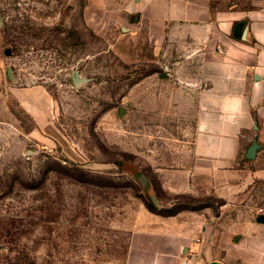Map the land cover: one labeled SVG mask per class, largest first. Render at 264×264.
Wrapping results in <instances>:
<instances>
[{"label": "rangeland", "instance_id": "obj_1", "mask_svg": "<svg viewBox=\"0 0 264 264\" xmlns=\"http://www.w3.org/2000/svg\"><path fill=\"white\" fill-rule=\"evenodd\" d=\"M88 6L0 0V264H95L140 175L194 163L198 62Z\"/></svg>", "mask_w": 264, "mask_h": 264}, {"label": "crops", "instance_id": "obj_2", "mask_svg": "<svg viewBox=\"0 0 264 264\" xmlns=\"http://www.w3.org/2000/svg\"><path fill=\"white\" fill-rule=\"evenodd\" d=\"M92 9L144 30L157 49H187L177 65H199L194 163L140 175L150 201H221L169 215L142 202L95 264H264V0H90Z\"/></svg>", "mask_w": 264, "mask_h": 264}, {"label": "trees", "instance_id": "obj_3", "mask_svg": "<svg viewBox=\"0 0 264 264\" xmlns=\"http://www.w3.org/2000/svg\"><path fill=\"white\" fill-rule=\"evenodd\" d=\"M146 205H147V207L150 209V210H152V211H154V212H157V213H162V214H174V213H176L178 210H180V209H182V208H184L185 206H183V205H177V206H174V207H171V208H167V209H158L155 205H154V203L152 202V201H150V200H147L146 202ZM203 206H193V207H191V208H194V209H199V208H202Z\"/></svg>", "mask_w": 264, "mask_h": 264}, {"label": "water", "instance_id": "obj_4", "mask_svg": "<svg viewBox=\"0 0 264 264\" xmlns=\"http://www.w3.org/2000/svg\"><path fill=\"white\" fill-rule=\"evenodd\" d=\"M162 76H163V77H166L167 74L165 73V74H163ZM73 80H74V82H75L76 84L80 81V79L78 78L76 72H73ZM258 146H259V145H258V143H257L256 141L253 142L252 145H250V147H249V149H248V151H247V153H246V157H247V158H254Z\"/></svg>", "mask_w": 264, "mask_h": 264}]
</instances>
